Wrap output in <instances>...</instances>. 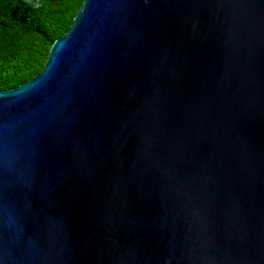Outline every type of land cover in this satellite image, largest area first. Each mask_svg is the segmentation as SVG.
I'll list each match as a JSON object with an SVG mask.
<instances>
[{
    "label": "water",
    "instance_id": "1",
    "mask_svg": "<svg viewBox=\"0 0 264 264\" xmlns=\"http://www.w3.org/2000/svg\"><path fill=\"white\" fill-rule=\"evenodd\" d=\"M0 264H264V0H83L0 90Z\"/></svg>",
    "mask_w": 264,
    "mask_h": 264
},
{
    "label": "trees",
    "instance_id": "2",
    "mask_svg": "<svg viewBox=\"0 0 264 264\" xmlns=\"http://www.w3.org/2000/svg\"><path fill=\"white\" fill-rule=\"evenodd\" d=\"M83 0H0V90L38 74Z\"/></svg>",
    "mask_w": 264,
    "mask_h": 264
}]
</instances>
